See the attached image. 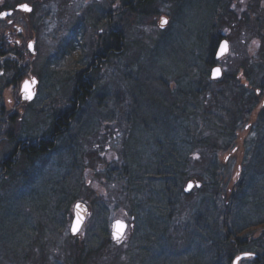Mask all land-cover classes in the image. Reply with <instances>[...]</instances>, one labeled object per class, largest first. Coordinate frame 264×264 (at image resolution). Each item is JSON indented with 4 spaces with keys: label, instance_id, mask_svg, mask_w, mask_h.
I'll use <instances>...</instances> for the list:
<instances>
[{
    "label": "trees",
    "instance_id": "trees-1",
    "mask_svg": "<svg viewBox=\"0 0 264 264\" xmlns=\"http://www.w3.org/2000/svg\"><path fill=\"white\" fill-rule=\"evenodd\" d=\"M22 1L35 5V10L31 14L33 18H37V15L41 17L36 23L40 34L39 59L33 63V71L41 81V93L39 100L30 106L38 113L25 115L22 130L23 133L31 135L22 134V138H28L32 142L46 136L47 141L34 147L30 146L29 150L27 147L24 148L26 156H22L35 160L34 162L22 164L5 177H0V214L2 219H7L4 225L13 220L7 205L11 200L21 197L28 185L43 177L46 170L53 167L54 160L60 161L62 169V166H65L63 162L65 158L62 159V154L71 153L76 149L85 159L89 152L91 164L95 163L92 172L99 173V170H95L98 166V158L97 162H93V156H90L93 147L86 146L85 141L98 140L100 144L102 141L104 143L111 141L112 146L116 144L120 146L118 148L120 158L117 160L119 166L113 168L107 165L98 174V178L100 180L105 178V181L117 186L121 195L116 202L124 208L127 218L130 219L129 222L133 224L131 239L137 238L139 245H132L130 250L124 253L126 257L134 256L141 251L145 243L148 246L153 245L155 237L152 234L157 226L161 230L162 241L167 244L162 252V255L166 253L167 257L160 264H174L173 259L177 254L180 255L182 264H233L235 258L241 254L250 255L242 260L245 261L244 264H264V211L263 216L257 217L258 201H264V162L262 161L264 105L263 102L260 103L259 98L264 94V74H261L259 80L257 76L251 79L252 67L239 62L237 66H242L245 73H238L237 68L230 73L231 75L223 72L221 79H212L211 62L215 56L213 49L217 37L221 34H216L215 29L219 25H234L237 28V16L233 13L232 7L234 4L231 2L224 4L226 0H213L214 11L209 24L211 26H208V32L206 31L204 37V40L210 44L206 47L202 41L201 44L205 48L200 55H197L198 58L188 53L190 61L183 65L182 70H174V74L168 76L174 80L172 83L175 89L171 92L166 91L165 96L177 97V116L174 120L176 130L180 128L182 134L177 140H172L171 137L164 138L149 133L151 129L148 128L146 139L136 138L142 146L133 152L135 156L131 161L128 151L129 138L135 132L136 120L140 116L131 83L141 79L143 67L139 63L140 49L142 44L146 46L147 43L146 37H139L142 35L138 34L136 39L133 36L135 31L133 27L143 29L141 23H147L146 17L153 21L151 28L157 31V35L170 31L172 28L171 26L169 29L168 26L170 20L186 25L189 0H107L110 9L108 5L105 7L100 3H92L82 20L77 15H72L70 0H46L47 4L51 3L54 7L58 4L59 12L63 14L54 16L49 13H53L54 10L51 6L46 5L48 7L46 10L49 9L48 13L42 11L44 6L40 0H9L7 3L8 6H15ZM165 2L171 4L169 7L172 8L176 18L167 17L169 19L167 27L158 29V20L163 13L154 5ZM182 3L184 6L180 10ZM229 3H231L230 10ZM47 17L53 26L51 29H55V25L59 24L57 31L55 29L56 32L49 36L45 35L46 25L43 27ZM110 20H112L111 24ZM113 26L119 31L111 32ZM62 27V34H59ZM186 28L189 29V26L186 25ZM42 30L44 38H42ZM195 31L193 29V32ZM239 31L240 34L244 35L246 32L252 36L244 25ZM59 41L66 43L61 52L56 48ZM48 46L61 57L62 68L59 71L57 69L51 71L50 68L48 70V60L52 55L47 49ZM81 49L80 57L76 58V53ZM99 52H103L105 57L97 58L100 66L88 75L93 77L91 82L94 85L91 88L90 82L82 78L83 69ZM256 56H261L264 60V44L262 53ZM149 58L152 56L150 55ZM198 62L202 70L195 66L191 67ZM190 67L195 71L194 79L198 77L194 84L191 83V87L185 89L181 78L178 81L176 77L183 76L180 71ZM12 68L15 71L17 69L15 64ZM197 69L199 70L196 71ZM21 71L28 73V68L22 67ZM162 74L166 77L168 75L164 72ZM238 75L241 76L238 78ZM242 75H245L248 81H243ZM57 77H60V82L56 81ZM78 81L80 84L83 83L80 90L87 95V99L82 100V108L74 115H72L74 109L63 114L65 108L71 104L68 100L74 87L72 84ZM54 92L56 97L53 96ZM255 106L259 107L256 109ZM97 107L103 114L108 111L111 113L97 114ZM40 108L46 109L43 112ZM1 110L5 111V107L0 102V115ZM68 121L72 123L68 131L60 132L59 130L64 127L63 124ZM120 132L124 134L122 139L119 137ZM15 133L12 123L9 136ZM50 134L55 136L54 142L59 148L47 153L48 148L53 147ZM12 139L17 142V137ZM243 139L246 143L245 152L240 159L243 169L241 174L238 171L234 180L232 178L234 163H231L234 160L227 161L222 155L238 148L237 143H241ZM77 143L78 145L74 146ZM12 148L13 144H10L4 152H9ZM237 151L239 149L236 150L235 157ZM43 158L48 159L46 165L40 164ZM99 160L100 164L106 162L100 156ZM87 163V161L80 162V169L83 170L81 174H85L86 169H89ZM189 182L195 183L191 192L186 191ZM10 186H13L12 191L8 190ZM86 187L84 183V189ZM260 188L263 198L259 197ZM14 189H18L19 192ZM74 190L76 195H73L72 191L69 194L72 198L69 201V208L65 211V224L56 228L53 225L57 223L51 221L49 230L34 232L17 242H14L10 235V232L13 235L16 233L2 226L4 228L0 230V241L3 239L4 244H8L13 249L8 252L9 254L3 250L2 264H54L49 261L50 255L56 260H62L61 264H96L100 259V264H113L117 261L118 254L114 255L117 258L115 261L112 259L113 262L106 255L107 246L111 244L117 246L109 234L111 212L107 209L104 210L107 227L100 232V237H103L101 243L99 238H96V244L88 245L86 248L83 246L86 243L83 238L81 242L75 240V243H71L74 242L72 240L75 237L68 238L66 235L65 229L68 228L72 217L71 206L77 200L81 187ZM95 198L92 193L87 199L91 211L99 202ZM193 199L195 200L193 204H187ZM105 205L109 206L108 203ZM189 219L191 221H188ZM46 234L56 236L58 245L54 246V242H49L45 238ZM28 236L30 245L26 247ZM173 239L178 242L188 241L186 249L180 252L171 247ZM70 244L73 245L71 249H69ZM192 246L198 248L191 251ZM82 250L88 251V255L85 253L84 256ZM148 261L149 258H145V263H142L148 264Z\"/></svg>",
    "mask_w": 264,
    "mask_h": 264
},
{
    "label": "rangeland",
    "instance_id": "rangeland-1",
    "mask_svg": "<svg viewBox=\"0 0 264 264\" xmlns=\"http://www.w3.org/2000/svg\"><path fill=\"white\" fill-rule=\"evenodd\" d=\"M242 1L244 0H226V3L231 2L233 4L238 5L233 6L234 14L237 16L236 21L238 22L236 27L234 25H219L215 26V33L216 34H228V42L230 44V48L228 53L223 56L216 59L217 66L223 68V66L226 68V73L231 75L232 73V67L237 66V63L242 62L247 64L249 67H252V72L250 74L251 79L257 76L258 80L261 78V74H264V60L261 59V56H256L258 53H262V47L264 44V22H261V32L259 31V28L256 24L258 22L260 16L257 14L255 19L247 18L248 22H250L254 29L257 30L258 35L261 34V39H255V37L248 35L246 32L243 34H240V29L243 27L242 23V17L245 16L248 9L243 10L242 9ZM40 3L44 6L43 12L48 13L46 10L48 7H53L54 10L53 13L49 12L51 16H54L55 14H61L62 12H59V6L56 4V7H54L51 3L47 4L46 0H40ZM92 3L95 4H102L107 7L108 1L107 0H73V3L70 5L71 13L73 16L77 15L80 20L84 19L85 13L88 10V7ZM231 3H229L228 9L231 8ZM31 11H27L26 15H30L32 12V7L28 4H26ZM48 7H47V6ZM171 4L169 2L160 3L154 5L155 8L158 7L159 10L163 13V16L173 18L176 16L172 13V8L169 7ZM184 6V3L180 4V10ZM213 0H189V9L187 10V20L186 25L189 26V29L186 28L185 24H181L179 21H173L170 20V29L169 32L165 34H159L157 35V31L152 27L153 21H151L148 17L145 18V21L147 23H141L142 26H144L143 29H135L133 36L137 39V35L140 34L142 36L139 37H146V46L145 44L141 45L140 53H141V59L139 63H141L143 67L141 79H137L131 83V90L132 93H134L136 97V103H137V109L140 112L139 118L136 120V129L133 134L130 135L129 138V159L132 161V158L135 156L133 152L137 151L142 144L136 140V138L144 140L146 139L147 132L146 130L148 128L151 129L149 133H153L156 136L159 137H171L172 140H177L182 134L180 131V128L176 130L175 127L176 121L174 120V117L177 116V97L174 96L169 97L168 95L165 96L166 91L171 92L173 89H175L174 84L172 83L174 80L168 76H171L174 74V70L183 69V65H186L190 61V56L187 54L190 53L194 55L196 58L197 55H200L203 48L210 43L206 40H204V37L206 35V31L209 26L210 20L213 16ZM241 7V8H240ZM110 9V6H109ZM255 12V11H253ZM262 15H264V9L261 10ZM240 16V17H239ZM48 21V23H47ZM175 22V23H174ZM47 23V24H46ZM44 24L46 25L45 34L46 35H52L53 32L57 31V28L59 27V24L55 25V29H51L52 24L49 21V17L46 18ZM173 24V25H171ZM211 26V25H210ZM209 26V27H210ZM76 26H74L75 28ZM137 27V26H136ZM162 23H158V29H163ZM167 27V25L164 26V28ZM73 28V29H74ZM23 33L24 37L28 38L29 35H31L32 31L35 32L33 27H23ZM62 29L59 32V34H62ZM72 29V30H73ZM193 29L196 31L193 32ZM213 29V27H212ZM208 32V31H207ZM256 34V33H254ZM157 35V36H156ZM36 36V32H35ZM217 36V35H215ZM259 36V37H260ZM138 37V38H139ZM252 37V39H251ZM43 38V33H42ZM255 39V41L253 40ZM209 40V38H208ZM150 41V43H148ZM202 41L205 43V46L202 43ZM64 41H59V44L56 45V48H58L61 52V50L65 47ZM199 47V49H198ZM51 53V57L48 60V70L50 68L51 71H55L56 69L59 71L62 68V62L61 57L52 50L48 46L47 48ZM197 49V51H196ZM82 50V49H81ZM76 53V58L80 57V51ZM196 51V55H195ZM199 51V52H198ZM249 51V53H248ZM43 55V53H42ZM150 55L152 58H149ZM244 55V56H243ZM49 57V56H47ZM36 56L33 57L31 60L32 63H34ZM31 58L28 57V60ZM39 59V57H37ZM36 59V60H37ZM195 59V58H194ZM68 62V60H67ZM74 64L76 61H73ZM182 62V64H181ZM70 65L71 63L68 62ZM193 63V62H191ZM189 63V65H191ZM200 63L192 64L191 67H196L202 70L198 65ZM22 66V64H21ZM76 66V65H74ZM201 66V65H200ZM25 67V66H23ZM186 68L183 71H180L183 76L176 77V79L179 81L181 78V82L184 83L182 85L185 89H188V87H191V83L194 84V82L197 81V77H195V71H192V68ZM189 69V70H188ZM197 69L196 71H198ZM224 69V68H223ZM195 70V69H194ZM162 72L167 73V77L162 74ZM50 73V72H48ZM238 74V73H237ZM241 75H238V78ZM246 76L242 75L243 81H248ZM55 79V78H54ZM60 77H57L58 82ZM146 80V81H144ZM175 83V82H174ZM262 93V92H261ZM53 96L56 97L57 95ZM262 95V94H260ZM10 97H13V93H7V99ZM260 98V103L264 101V94ZM27 100V99H26ZM259 106H255L257 109ZM175 111V112H174ZM30 112L27 110L26 115ZM97 114L101 115H107L110 114L109 111L106 114H103L99 107L96 109ZM24 114V115H25ZM95 125V124H94ZM108 126V125H107ZM105 126V127H107ZM145 126V129H144ZM104 128V127H103ZM244 136V135H243ZM103 137V136H102ZM119 137L122 139L124 137V134L119 133ZM245 138V137H244ZM100 139V138H96ZM121 139L119 141H121ZM78 139L75 138V141ZM97 141V142H96ZM86 146H92L93 150L90 152V156H93V162H97L98 158V166L95 170H99V173H93L92 170H94V164H91L89 159V152L88 156L82 155L78 150H74L71 153H64L62 154V159L65 158L63 161L65 166H60V161L58 159L53 161V167H50L46 170L45 175L38 180L34 181L32 184L28 185L26 187L25 193L21 195V197H17V200H11V202L7 205L9 215L12 217V222L4 225L7 219H2V216L0 214V230L6 226L9 230L14 231L16 234L13 235L10 232V235L14 242L21 241L24 236L32 235L34 232H40V231H47L51 228V221H54L57 224H54L53 227L60 226L66 223L65 218V211L69 208L70 204L69 201L72 197H70V192H73V195H76L74 192V189H78L81 187V190L79 191L77 200L73 203L71 206V214H73L75 203L78 201H82L85 203H88L87 199L91 194L96 197L95 199L99 202H97V206L93 208L91 211V215L88 219V222L86 223V226L82 230L81 237L75 238L71 243H75V240H79L81 242V239L85 240L84 247L87 248L88 245H95L96 244V238H99L100 243L103 237H100L101 230L105 229L107 227L106 221H105V209H107L110 213V221H109V234L111 232V223L114 220L117 219H125L126 213L124 211V208L119 206L116 201H119V197L121 194H119V191L117 190L116 185H112L108 183L107 181L100 180L98 178V174L102 172V170L105 169V167L110 166L113 168H116L119 166L117 164V160H119V150L118 144L115 146L111 145V141L108 143H104L103 141L98 143V140H86ZM82 143V142H81ZM80 143V144H81ZM244 139L241 141V143H237L238 148H236L234 151L227 152L226 155H222L223 157H226V160L233 159L231 163H234V168L232 172V178L234 180L237 176V173L241 174V170L243 169L241 166V158L243 156V152H245L244 148ZM75 144L74 146H77ZM82 145V144H81ZM84 146V145H83ZM237 151V156L235 157V152ZM142 151V150H141ZM60 154V153H59ZM99 156L103 158L106 162L103 164H100ZM61 158V157H60ZM137 160V159H135ZM237 160H240L238 163H235ZM82 161L85 163L87 161V166L89 169H86L87 171L85 174H81L80 169V162ZM264 162V157L262 159ZM58 165L56 166V164ZM68 165V167H67ZM97 165V164H96ZM1 170V169H0ZM239 176V174H238ZM238 180V179H237ZM234 182V181H233ZM84 183L86 184V188L84 189ZM235 183V182H234ZM110 184V185H109ZM261 184V183H260ZM195 186V185H194ZM13 186L9 187V191H12ZM16 187V186H15ZM72 188V189H71ZM194 188V187H193ZM191 189L189 192L193 191L194 189ZM16 192H19L18 189H14ZM5 191V190H4ZM193 197V196H192ZM259 197L263 198L262 195V189L259 190ZM194 199L190 202H187V204H193ZM193 202V203H192ZM108 203L109 206H106L105 204ZM258 215L257 217L263 216L264 211V201L259 200L258 201ZM72 218V217H71ZM130 220V219H128ZM188 221H191L190 219ZM95 228L93 229V227ZM133 228V227H132ZM58 230V229H56ZM90 230V231H89ZM95 230L97 232H95ZM65 233L70 238V231L65 229ZM152 234L155 238L153 239V245L148 246L145 243V246H143L142 250L135 253L134 256L127 257L124 255L125 252L129 251L132 245H139V241L137 238H132V230L130 229L129 235L127 237V241L124 244L121 245H113L107 246V256L110 257L111 261L117 257H114V255L118 254V259L113 264H143L145 258H149L148 264L155 262L156 264H160L161 261L167 257V254H163L164 252L163 247H166L167 244L162 241L161 239V230L156 226L155 230H153ZM156 234V235H155ZM66 235H63V237H67ZM26 238V247L30 245L29 238ZM10 238V236H9ZM45 238L50 242H54V246L58 245L57 237H52L49 234H46ZM163 238V237H162ZM165 239V238H163ZM5 241L3 239L0 241V264L3 263V250L5 252H11L13 249L10 248L8 244H4ZM145 242V239H144ZM188 241H180L173 239L171 243V247L174 249L185 250L187 247ZM79 246V245H78ZM73 247L72 244L69 245V249ZM80 247V246H79ZM67 249V247H64ZM198 247L192 246L191 251H195ZM59 249V248H54ZM60 250V249H59ZM122 252V255L120 253ZM52 253V252H51ZM88 255V251H83L82 254L85 256ZM9 254V253H8ZM73 254V253H71ZM54 255V253L52 254ZM51 256V255H50ZM49 256V261L54 264H61L63 263L62 260H56L53 257ZM96 261V259L94 260ZM174 264H182V260L179 254L176 255V257L173 259ZM104 262V261H103ZM113 262V261H112ZM143 262V263H142ZM98 264L101 263L100 261L97 262ZM96 263V264H97ZM244 262H241L240 264H244ZM5 264V263H4Z\"/></svg>",
    "mask_w": 264,
    "mask_h": 264
},
{
    "label": "flooded vegetation",
    "instance_id": "flooded-vegetation-1",
    "mask_svg": "<svg viewBox=\"0 0 264 264\" xmlns=\"http://www.w3.org/2000/svg\"><path fill=\"white\" fill-rule=\"evenodd\" d=\"M7 1L9 0H0V102L3 103V106L5 107V111L1 110L2 113L0 115V177H5L8 173L15 170L22 164H31L32 162H34L35 160H31L28 157L26 158L22 156H26L24 148L27 147V149L29 150L30 146L34 147L41 142L47 141L46 136L40 137L38 140L32 142H30L28 138H22V134H26L27 136L31 135L29 133H23L24 131L22 130V122H24L25 120L26 111L28 110L31 114L38 113L35 112V109L30 108L33 103L39 100L38 98L41 93V81L33 71V63L31 62V60L34 56H36V60L37 57H39L40 53V50L38 49L40 34L37 31L36 23L41 17L37 15V18H33L31 16L33 10H35L34 4H30L27 1H22L17 3L15 6H8ZM72 3L73 0H70L69 5H71ZM26 4L32 7V12L30 15H26L27 11L23 10L22 5ZM233 6L238 7V5L236 4H234ZM242 9H248L245 16L241 18L246 31L251 32L252 37L254 36L255 39H260L259 36L261 34L258 35L257 30L253 28L252 24L248 22L247 18L255 19L256 15L258 14L260 18L258 22H256V24L259 28V31L261 32V22H264V15L260 13L261 10L264 9V0H244L242 1ZM161 19L158 20V23L161 22ZM111 22L112 20H110V24ZM24 26L33 27L36 32V36L35 32L32 31V34L29 35L28 38L24 37ZM44 26L45 24L43 25V27ZM116 30L117 29H115L114 26L111 28V32H115ZM224 39L228 40V34L225 35L221 33L216 39L217 42L213 49L215 56L213 61L211 62L213 64L211 70L217 66V63H215L217 62L216 52L218 51L220 43ZM255 39L253 40L255 41ZM81 53L82 50L80 51V55ZM28 57H30L31 59L28 60ZM104 57L105 54L103 52L95 54V56H93L92 58V61L83 69L84 73L82 74V78L83 80L86 79L88 82H90L91 88L94 85L91 82L93 81V77L92 75L88 77V75L100 66L97 58L103 59ZM14 64L17 68L16 71L14 68H12ZM23 66L28 68V73H22L21 69ZM223 68V72L226 73V68L224 66ZM237 68L238 73H245V69L242 66H234L232 67V71H235V69ZM85 70L87 71L85 72ZM25 81H31L34 84L31 90L29 89L30 94L34 95V98L32 100H26L28 98H24L23 86ZM81 84L80 81L72 84L74 87L72 88V92L70 93V100H68L71 104L67 108H65L63 114L68 113L70 110L74 109V112L72 114L74 115L82 108V100H86L87 95H85V93L80 90L81 86H83ZM8 92L11 93V95L13 93V97L7 99ZM88 92H90V90ZM82 94H84V96H81ZM73 105H75V108H73ZM262 105H264V101ZM40 109L44 112L46 108ZM68 120H70V117H68ZM12 123H14V130L16 133L15 135L9 136ZM71 124L72 123L70 121L64 123V127H62L59 131L62 133L68 131V127ZM68 133L69 135L71 134L70 130ZM75 136H73V138H76ZM15 137H17V142L12 139ZM49 137H52L53 147L48 148V150L46 151L47 153L51 152L53 149L59 148L58 145L54 142L55 136L53 137V135L51 136L50 134ZM10 144H13V148L11 149V151L4 152V149ZM67 148L68 147H65V149ZM47 163V158H43L40 160L41 165H46ZM66 229L68 230V228Z\"/></svg>",
    "mask_w": 264,
    "mask_h": 264
},
{
    "label": "water",
    "instance_id": "water-1",
    "mask_svg": "<svg viewBox=\"0 0 264 264\" xmlns=\"http://www.w3.org/2000/svg\"><path fill=\"white\" fill-rule=\"evenodd\" d=\"M165 25V24H163ZM228 50V46L227 43H224V46L222 47V49L220 50L218 56H222L224 53H226ZM219 70L218 72H216V70ZM221 77V72L219 68H216L213 70L212 72V78L217 79ZM195 183L194 182H189L186 188V191H190L193 187H194ZM89 214V208L88 206L83 203V202H79L76 204L75 206V219H74V223L72 226V233L77 234L79 232V230L81 229L82 225L84 224L87 216ZM122 225L123 227L120 228L119 226ZM128 228V225L126 222L121 221V220H117L113 223V235H114V239L115 240H119L121 239L126 230ZM119 237V239L117 238ZM249 254H242L239 257H237L234 261V264H238L239 261L244 258V257H248Z\"/></svg>",
    "mask_w": 264,
    "mask_h": 264
},
{
    "label": "snow or ice",
    "instance_id": "snow-or-ice-1",
    "mask_svg": "<svg viewBox=\"0 0 264 264\" xmlns=\"http://www.w3.org/2000/svg\"><path fill=\"white\" fill-rule=\"evenodd\" d=\"M22 7H23V10H25V11H31V9H29L26 5H24V6H22ZM166 23H167L166 20L162 21V24H166ZM218 71H219V70L217 69L216 72H218ZM119 227L122 228L123 226L120 225ZM117 238L119 239V237H117Z\"/></svg>",
    "mask_w": 264,
    "mask_h": 264
}]
</instances>
